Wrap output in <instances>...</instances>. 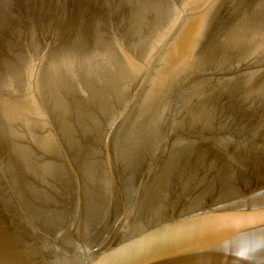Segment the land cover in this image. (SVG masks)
I'll use <instances>...</instances> for the list:
<instances>
[{
	"label": "water",
	"instance_id": "water-1",
	"mask_svg": "<svg viewBox=\"0 0 264 264\" xmlns=\"http://www.w3.org/2000/svg\"><path fill=\"white\" fill-rule=\"evenodd\" d=\"M0 264H264V0H0Z\"/></svg>",
	"mask_w": 264,
	"mask_h": 264
}]
</instances>
